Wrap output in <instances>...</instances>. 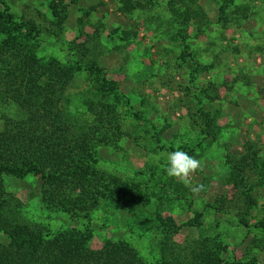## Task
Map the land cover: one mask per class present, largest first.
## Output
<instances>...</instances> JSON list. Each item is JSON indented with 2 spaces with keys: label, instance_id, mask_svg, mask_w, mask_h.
<instances>
[{
  "label": "rangeland",
  "instance_id": "rangeland-1",
  "mask_svg": "<svg viewBox=\"0 0 264 264\" xmlns=\"http://www.w3.org/2000/svg\"><path fill=\"white\" fill-rule=\"evenodd\" d=\"M4 1L38 25L42 59L94 57L123 97L108 101L115 135L96 145L109 197L87 218L45 208L33 175L4 177L8 206L52 233L90 230L94 249L124 241L151 261L163 254L174 264H264V0ZM171 6L197 15L188 50ZM97 79L76 73L64 91L74 135L95 123L81 102ZM15 114L0 98V125ZM177 148L200 161L190 177L192 187L204 186L199 192L167 174ZM250 185L257 205L246 212L237 196Z\"/></svg>",
  "mask_w": 264,
  "mask_h": 264
},
{
  "label": "trees",
  "instance_id": "trees-1",
  "mask_svg": "<svg viewBox=\"0 0 264 264\" xmlns=\"http://www.w3.org/2000/svg\"><path fill=\"white\" fill-rule=\"evenodd\" d=\"M0 7V98L21 112L4 117L0 125V264H174L163 254L156 261L148 260L124 241L103 242L101 248L94 249L90 230L70 236L52 233L42 224L24 221L19 209L8 206L4 177L33 175L39 179L45 208L75 219L87 218L101 199L109 197L108 176L96 167V145L115 135L117 127L108 117V101L113 105L123 97L116 82L102 75L94 57L70 55L64 65L52 58L42 59L36 22L16 18L4 0ZM171 10L177 38L188 50L185 33L197 15L190 14L188 7L179 11L171 6ZM220 10L224 11V6ZM53 14L58 21L65 18L59 12ZM83 71L99 76L90 98L81 102L95 123L88 132L74 135L68 119L71 115L62 107L67 102L63 94L74 74ZM245 184L241 179L240 185ZM252 189L250 185L237 196L246 212L257 205ZM240 222L248 227L245 219Z\"/></svg>",
  "mask_w": 264,
  "mask_h": 264
},
{
  "label": "clouds",
  "instance_id": "clouds-1",
  "mask_svg": "<svg viewBox=\"0 0 264 264\" xmlns=\"http://www.w3.org/2000/svg\"><path fill=\"white\" fill-rule=\"evenodd\" d=\"M158 162V161H157ZM200 167V161L189 155L186 151L177 148L171 151L167 155L166 160V172L171 177H176L181 179L186 186L191 187V191L199 192L203 189V185L191 186L190 177Z\"/></svg>",
  "mask_w": 264,
  "mask_h": 264
}]
</instances>
